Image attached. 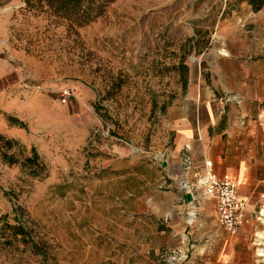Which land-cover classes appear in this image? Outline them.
<instances>
[{
  "label": "rangeland",
  "instance_id": "1",
  "mask_svg": "<svg viewBox=\"0 0 264 264\" xmlns=\"http://www.w3.org/2000/svg\"><path fill=\"white\" fill-rule=\"evenodd\" d=\"M79 14L0 0V134L18 142L3 146L17 162L0 157V264H180L174 119L199 111L184 100L207 79L218 25L249 42L257 13L246 0H112Z\"/></svg>",
  "mask_w": 264,
  "mask_h": 264
},
{
  "label": "crops",
  "instance_id": "2",
  "mask_svg": "<svg viewBox=\"0 0 264 264\" xmlns=\"http://www.w3.org/2000/svg\"><path fill=\"white\" fill-rule=\"evenodd\" d=\"M254 13L249 42L237 24L218 25L212 62L202 69L207 79L191 82L184 100L199 111L174 119L169 196L183 202L177 215L188 216L176 231L180 264H264V6ZM205 162L233 175L247 199V219L234 232L218 222L215 199L204 190Z\"/></svg>",
  "mask_w": 264,
  "mask_h": 264
},
{
  "label": "built area",
  "instance_id": "3",
  "mask_svg": "<svg viewBox=\"0 0 264 264\" xmlns=\"http://www.w3.org/2000/svg\"><path fill=\"white\" fill-rule=\"evenodd\" d=\"M60 94H74V90H61ZM204 169L202 183L205 192L215 199L217 220L228 232H234L247 219V199L237 191V179L233 175L228 172L216 173L207 162L204 163Z\"/></svg>",
  "mask_w": 264,
  "mask_h": 264
},
{
  "label": "trees",
  "instance_id": "4",
  "mask_svg": "<svg viewBox=\"0 0 264 264\" xmlns=\"http://www.w3.org/2000/svg\"><path fill=\"white\" fill-rule=\"evenodd\" d=\"M48 6L53 9V11H61L63 16L67 19H71L70 16L72 13H80L75 21L79 25H83L93 18H95L98 14L101 13L102 7L104 3L110 2L112 0H46ZM248 5L250 6L252 12L259 11L263 5L264 0H246ZM73 9L75 12H71ZM13 120L12 118H9ZM18 143L16 140L5 137L0 134V157L4 159L8 163H15L18 161V158L15 156L13 152L9 153L3 149L10 148L13 144ZM31 154L26 156V161L33 162L35 165L41 164V167L44 165L40 160L39 155L34 148V146L30 147ZM15 233H21L22 229L19 225H15Z\"/></svg>",
  "mask_w": 264,
  "mask_h": 264
},
{
  "label": "water",
  "instance_id": "5",
  "mask_svg": "<svg viewBox=\"0 0 264 264\" xmlns=\"http://www.w3.org/2000/svg\"><path fill=\"white\" fill-rule=\"evenodd\" d=\"M264 6V5H263Z\"/></svg>",
  "mask_w": 264,
  "mask_h": 264
}]
</instances>
